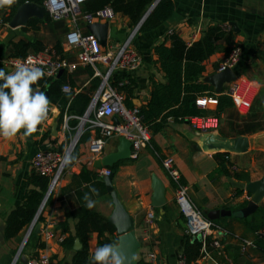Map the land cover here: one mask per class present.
<instances>
[{
	"label": "crops",
	"instance_id": "1",
	"mask_svg": "<svg viewBox=\"0 0 264 264\" xmlns=\"http://www.w3.org/2000/svg\"><path fill=\"white\" fill-rule=\"evenodd\" d=\"M17 1L11 6L0 7V68L13 72L6 66V61L14 58L10 57L12 44L22 41L27 44L34 39L42 41L47 48L59 45L63 54L61 58L75 62L76 51L70 50L66 44L67 35L72 30L69 20H50L39 24L38 29H32L27 26L30 20L36 18L32 17L25 26L10 27ZM171 1L173 13L168 21L152 31H138L135 34L132 47L139 56L138 66L129 72L114 73L130 76L134 84L130 108L140 110L149 101L154 83H166L154 52L156 45L163 43L169 47L171 43L167 37L172 32L191 45L201 38L208 27L214 25H228L231 32L219 42L220 50L203 62L201 81L207 84L206 94L209 93L205 96L224 94L235 83L237 98H231L233 104L221 110H217L216 105H209L204 110L208 114L218 115L216 130L196 131L185 121L186 117L182 120L169 118L156 132L149 129L150 142L138 151L136 158L131 156L130 150L128 159L116 162L111 186L116 199L133 221L134 233L140 244L135 260L146 264H176L182 255L187 238L184 219L175 204L176 186L162 166V160L170 157L180 174V182L188 188L189 198L204 215L214 210L231 212L230 216L212 220L221 227L214 234V237L222 240L220 250L215 256L211 255V260L198 259L196 264H264V198L254 213L239 217L237 213L246 206L249 195L244 192L234 197L236 188L228 181L231 178L236 182L249 183L264 177V0ZM75 26L84 35H94L89 25L82 20H78ZM132 29L128 18L116 14L113 20L107 22L102 50L112 53L117 51ZM235 45H239L242 50L240 60L233 69L235 80L225 83L222 91L217 93L215 87L205 79L218 73L219 64ZM31 53L34 52L29 51L27 54ZM99 69L103 70L104 67ZM67 73L74 94L86 91L91 100L98 87H95L98 77L94 76L92 68L78 66ZM120 83L125 85L127 81L124 79ZM123 84L118 83L116 87L111 83L116 89ZM53 106L56 112L50 113L49 119L31 136L24 135V130L11 139L0 136V264H27L20 260L21 256L28 260L36 253L39 256L47 255L48 264H71L76 251L75 241L73 248L66 250L57 239H44L41 235L39 238L45 244L43 249H36L34 241L29 247H22L29 227L16 237H5L8 214L34 188L31 183L34 172L30 163L33 155L38 150L61 152L78 125L76 120L74 125L71 124L73 120H70L68 126L71 130H63V123L58 122L61 109ZM103 120L119 121L114 116ZM100 137L105 141L104 150L99 158L93 159L88 150L89 142ZM119 145L120 137L117 135L104 137L96 128H87L82 132L59 186L48 199L41 220L36 224L38 234L47 226L65 239L68 233H62L61 224L69 219L68 225L72 230V215L82 209L97 213L107 220L112 216L114 201L111 192L107 191L105 176L100 171L106 168L111 170V166L104 167L101 162L105 156L115 154ZM222 146L225 149H219ZM218 155H223L225 162L220 164ZM156 183L162 187L161 206L155 204ZM93 188L98 190L99 195L92 193ZM85 194L95 201L91 209L86 206ZM150 210L155 218L154 224L148 227L145 217ZM260 224L262 226L259 229L255 228ZM240 239L253 242L254 246L241 252ZM87 243L91 256L98 248L97 235L90 234ZM150 254L154 255L153 260L149 259Z\"/></svg>",
	"mask_w": 264,
	"mask_h": 264
},
{
	"label": "trees",
	"instance_id": "2",
	"mask_svg": "<svg viewBox=\"0 0 264 264\" xmlns=\"http://www.w3.org/2000/svg\"><path fill=\"white\" fill-rule=\"evenodd\" d=\"M155 1L156 0H87L81 5L80 9L83 13H94L99 9L109 7L116 14L128 18L130 26L134 28ZM23 3H34L42 6L43 0H18L15 6L18 7ZM13 12L14 10L12 14ZM172 13L173 3L171 0H158L140 25L138 31L149 32L158 28L169 20ZM50 20H52L51 17L45 12L42 19H32L28 22L27 26L28 28L38 29L39 24L50 22ZM230 32L231 29L225 31L221 25L210 26L202 33L201 38L191 45L186 44L178 34L172 32L168 34L167 37L171 43L169 47L165 46L163 43L154 47L159 66L166 77V83H154L150 92L149 101L145 106L140 107L142 123L147 126L151 132H156L169 118L182 120L185 117L206 114L204 110L198 109L195 104V100L198 97L209 94H206L208 91L207 84L201 81L204 72L203 62L220 50L221 47L219 42ZM233 47L234 46H232L231 49ZM239 48L241 49L240 46ZM29 51H33L34 53L47 52L57 58H61L63 55L59 45L56 44L51 48H47L42 41L34 39L33 42L27 44L23 41L13 43L10 57L25 58ZM124 79L127 83L121 85L117 89L125 96V106L130 108L132 106V87L134 85L130 76L126 74H114L111 83L117 87V84L123 82ZM64 84L72 86L67 71H63L54 79L43 78L37 85L41 91H47L52 105L60 107L61 112L58 117L59 123H62L64 113L75 116L83 115L90 101V96L86 91L76 95L73 91L64 93L61 90ZM98 84L99 79L97 78L95 80V87ZM217 99V110H221L226 105L233 104L231 97L225 94H219ZM71 124L74 125L75 121H71ZM217 158L220 164L226 160L223 155H218ZM111 167V171H115L117 163ZM31 183L34 188L25 194L21 204L17 205L6 218V239L16 237L18 233L29 227L44 197L47 189V178L33 173L31 176ZM243 193V191L236 189L233 196L238 197ZM255 214L253 215L256 216ZM72 217L71 219L74 220L72 230L68 225L69 219L61 224L62 233H68V236L61 241V245L64 249H72L75 239H77L81 245L80 249L74 252L71 264H93L92 257L94 253L91 256L89 255L87 243L88 237L92 233L97 235L98 247L105 244L117 243L114 226L101 215L88 211L87 209H82L77 214H73ZM40 220L41 217L38 221ZM261 226L260 224L255 226V228L259 229ZM39 237L40 234L31 232L24 248L29 247L34 241L36 249H43L44 243L41 242ZM210 240L211 239L208 238L207 244L210 243ZM201 248L202 242L199 239L186 238L182 255L188 264H196V261L201 255ZM217 251L219 250L209 249L210 254L214 256ZM37 256L38 254L36 253L32 257ZM138 264L146 263L138 261Z\"/></svg>",
	"mask_w": 264,
	"mask_h": 264
},
{
	"label": "built area",
	"instance_id": "3",
	"mask_svg": "<svg viewBox=\"0 0 264 264\" xmlns=\"http://www.w3.org/2000/svg\"><path fill=\"white\" fill-rule=\"evenodd\" d=\"M85 1L87 0H43L42 5L45 8V12L49 14L52 20H69L72 30L67 35L66 44L70 50L76 51L75 62H68L65 58H57L47 52L31 53L25 58H10L6 61V66L14 71L17 63H24L31 57L36 66L44 69L46 73L45 79H54L60 71H73L78 66L92 68L94 76L99 78L98 87L85 113L81 116L64 113L62 120L63 130L68 132L71 130L68 126L70 120H76L78 125L73 129L74 133L70 136L63 150L61 152L38 150L30 161L32 171L39 176L47 178V189L29 225L28 229H30V232L36 227L48 199L59 186L66 166L69 163H66L65 160L67 157H72L74 149L84 130L87 128H96L100 130L104 137L117 135L120 138H124L131 145V156L133 158H136L138 151L150 142V131L149 128L142 123L140 110L134 107H126L124 104V94L111 85V79L114 73L118 71L129 72L138 66L139 56L132 47V40L140 27H137V24L132 29L130 35L117 51L113 53L110 51H103L95 35H84L79 32L75 25L78 20L84 21L87 25L109 22L116 17V13L109 7L99 9L94 13H83L80 8ZM223 30L229 31L230 27L225 25L223 26ZM240 57L241 49L239 46H234L219 64L217 72H221L225 69L233 70L238 64ZM97 64L103 66L104 69H99ZM65 86H67L68 91H63L64 93L73 91L68 84H64L61 90ZM236 90L237 84L232 83L230 87L224 91V94L235 100L237 98ZM217 100L215 96H201L195 100V104L201 110H205L209 105H217ZM110 116L117 117L119 121L114 123L105 122L103 120ZM185 121H187L192 129L200 132L216 130L219 125L218 115L208 113L186 117ZM104 144L105 141L101 137L94 138L89 142L88 150L93 159L99 158L102 155ZM162 166L168 177L176 186L175 204L184 219L186 236L188 238H197L202 242L199 259L211 260L212 257L209 249L220 250L222 245V240L214 237L215 232L221 230V227L207 218L191 201L187 186L180 182V174L174 166L173 159L165 157L162 160ZM100 173L106 177L110 176L112 171L106 168L102 169ZM154 218V213L150 210L146 214L145 224L151 227L154 224ZM258 234H260V232H258ZM40 235L44 237V239H57L60 242L63 240L62 235H56L55 232L47 226L41 230ZM208 238L211 239L209 244H207ZM239 246L241 252H245L249 246H254V243L240 239ZM149 259L153 260L154 255L150 254ZM48 260L49 257L47 255H38L37 257L28 259L27 264H48ZM176 264L188 263L183 255H181Z\"/></svg>",
	"mask_w": 264,
	"mask_h": 264
},
{
	"label": "water",
	"instance_id": "4",
	"mask_svg": "<svg viewBox=\"0 0 264 264\" xmlns=\"http://www.w3.org/2000/svg\"><path fill=\"white\" fill-rule=\"evenodd\" d=\"M158 0H156L151 7L148 9L144 17L138 23L137 27L142 24L146 16L150 13L153 7L156 5ZM45 14V8L43 6L34 4V3H23L17 7L14 15L11 18L9 23L10 27H19L25 26L28 20L32 17L43 18ZM90 30L94 33V35L98 38L101 46L105 44V32L107 28V22L104 24L94 23L89 25ZM101 36V37H100ZM62 73L60 71L57 77ZM207 82L212 84L215 87V91L220 93L223 89L225 83H230L235 80V73L231 69H225L221 72H218L212 76H209L205 79ZM41 81V80H40ZM38 81V83L40 82ZM38 83L33 87H37ZM47 95V91H45ZM48 96V95H47ZM40 126H38L39 128ZM62 149V148H61ZM219 149H225V146L220 147ZM131 145L124 138H120V145L118 151L115 154H110L105 156L102 159L101 165L104 167L112 166L114 163L119 160L128 159L130 157ZM112 174L110 176L105 177L106 188L108 192H111L112 198L115 205V211L110 218H108V222L112 224L115 228V236L117 239V243L115 245L118 246V251L122 256L125 257V264H138L135 260V253L139 248V242L134 233V226L132 218L124 211L121 204L116 199L115 194H113V188L111 186ZM230 185L233 188L241 190L249 195V200L245 207L240 209L237 213L239 217H247L248 215L254 213L258 206L260 205L262 199L264 198V177L260 178L257 181L249 182V183H241L228 178ZM154 199L155 204L157 206L162 205V187L159 183H156L154 187ZM231 212L227 210H214L210 211L205 215L210 220H217L220 217L230 216ZM35 233H38L37 226L32 230ZM31 231V232H32ZM30 234V229L27 230L24 239L22 241L21 246L23 247L26 243ZM21 247V248H22ZM80 248V244L78 240H75L74 249L78 250ZM20 260L22 262L27 263L26 258L22 255Z\"/></svg>",
	"mask_w": 264,
	"mask_h": 264
},
{
	"label": "clouds",
	"instance_id": "5",
	"mask_svg": "<svg viewBox=\"0 0 264 264\" xmlns=\"http://www.w3.org/2000/svg\"><path fill=\"white\" fill-rule=\"evenodd\" d=\"M15 0H0V7L11 6ZM42 67L36 66L29 57L24 63H17L13 72L0 68V136L14 138L23 131L26 136L36 133L56 109L50 98L38 87H33L45 77ZM62 91L67 92V86ZM67 157L65 162H70ZM94 195L98 190L91 189ZM86 206L91 209L95 201L88 194L84 197ZM93 264H125V257L115 244H105L96 248Z\"/></svg>",
	"mask_w": 264,
	"mask_h": 264
},
{
	"label": "rangeland",
	"instance_id": "6",
	"mask_svg": "<svg viewBox=\"0 0 264 264\" xmlns=\"http://www.w3.org/2000/svg\"><path fill=\"white\" fill-rule=\"evenodd\" d=\"M97 67L101 68V65L100 64H97ZM174 166H175V164H174Z\"/></svg>",
	"mask_w": 264,
	"mask_h": 264
}]
</instances>
